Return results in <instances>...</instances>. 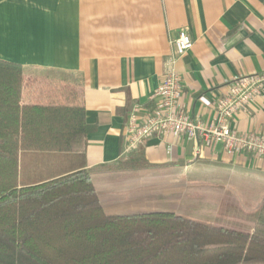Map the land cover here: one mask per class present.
Wrapping results in <instances>:
<instances>
[{"label":"crops","instance_id":"0c3cea01","mask_svg":"<svg viewBox=\"0 0 264 264\" xmlns=\"http://www.w3.org/2000/svg\"><path fill=\"white\" fill-rule=\"evenodd\" d=\"M181 30L192 41L175 62L181 104L190 118L210 122L234 77L264 71V0H0V59L20 64L26 78L80 90L87 145L60 153L72 167L56 176L90 170L107 214L169 211L250 232L264 198V159L172 134L124 152L128 112L136 102L154 107ZM231 126L264 135V89ZM138 155L147 165L103 168ZM150 177L161 183L154 196L142 182Z\"/></svg>","mask_w":264,"mask_h":264},{"label":"trees","instance_id":"16d2710c","mask_svg":"<svg viewBox=\"0 0 264 264\" xmlns=\"http://www.w3.org/2000/svg\"><path fill=\"white\" fill-rule=\"evenodd\" d=\"M89 129L76 85L0 59V264H264V198L244 232L169 211L107 214L85 168L20 181L23 153H82Z\"/></svg>","mask_w":264,"mask_h":264},{"label":"built area","instance_id":"2783aa9c","mask_svg":"<svg viewBox=\"0 0 264 264\" xmlns=\"http://www.w3.org/2000/svg\"><path fill=\"white\" fill-rule=\"evenodd\" d=\"M191 46L187 32L179 31L174 39L175 55L165 60L160 85L153 93L154 107L147 111L136 102L128 112L124 125V152L135 150L153 135L172 134L176 138H192L205 146L221 142L228 154L245 152L264 159V135L238 134L231 126L237 112L264 89V71L234 77L227 92L216 101L213 121L192 119L181 104L182 85L175 70L176 57L183 56Z\"/></svg>","mask_w":264,"mask_h":264},{"label":"rangeland","instance_id":"374dc122","mask_svg":"<svg viewBox=\"0 0 264 264\" xmlns=\"http://www.w3.org/2000/svg\"><path fill=\"white\" fill-rule=\"evenodd\" d=\"M61 155L62 154L60 153L51 152L23 153L20 158V181L22 183H34L40 180H46L56 176L61 170L72 167V163ZM103 168L105 170H116L124 168V166L113 165L105 166ZM142 182L143 185L147 187L145 188L146 194L149 196H154L156 193V191H154L155 188L159 187V184H161L157 177L145 178ZM113 186L120 187V183H114Z\"/></svg>","mask_w":264,"mask_h":264}]
</instances>
